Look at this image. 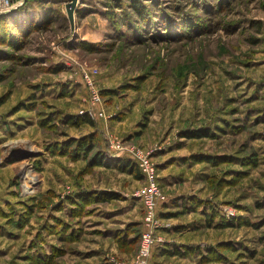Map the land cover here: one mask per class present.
<instances>
[{
  "label": "rangeland",
  "instance_id": "374dc122",
  "mask_svg": "<svg viewBox=\"0 0 264 264\" xmlns=\"http://www.w3.org/2000/svg\"><path fill=\"white\" fill-rule=\"evenodd\" d=\"M27 1L0 23V264H141L150 181L100 151L154 165L143 264H264V0Z\"/></svg>",
  "mask_w": 264,
  "mask_h": 264
},
{
  "label": "built area",
  "instance_id": "2783aa9c",
  "mask_svg": "<svg viewBox=\"0 0 264 264\" xmlns=\"http://www.w3.org/2000/svg\"><path fill=\"white\" fill-rule=\"evenodd\" d=\"M14 3H12L9 0H0V14L8 12L14 8ZM88 86L92 90V102L93 104H100L101 99L93 87V83L90 82V80L87 82ZM88 114V116H94L95 112H91L89 110L86 112H83L82 114ZM98 114L102 116V111ZM96 116V115H95ZM142 154V153H141ZM136 159H131L135 162H137L138 167H140L141 173H144V176L148 177L150 181V187L147 191L141 190L136 196L140 198V201L142 202L144 206V213H145V222L147 223L148 226V231H146L142 235V240H141V247L139 250V255H138V260L137 262L141 264L145 263V259L148 258L151 248L156 242V236H155V231L156 229L160 228L159 226V221L157 217V211L156 207L158 203H165L166 202V197L164 194L161 193L158 184H156V179H155V168L154 165L151 164L149 161H146L143 156H141L138 152L136 154ZM144 171H143V170ZM143 175V174H142ZM159 242V240L157 241Z\"/></svg>",
  "mask_w": 264,
  "mask_h": 264
},
{
  "label": "trees",
  "instance_id": "16d2710c",
  "mask_svg": "<svg viewBox=\"0 0 264 264\" xmlns=\"http://www.w3.org/2000/svg\"><path fill=\"white\" fill-rule=\"evenodd\" d=\"M15 1H17V0H15ZM32 2L33 0H28L26 3H28V2ZM117 1V0H116ZM116 1H115V3H116ZM129 1V3L130 4H132V6L137 10V12L139 13V14H141V15H143V11H144V7H142V2L140 1V0H128ZM119 2V4L118 5H120V1H118ZM117 2V3H118ZM116 3V4H117ZM108 5L106 6L107 8H113V4H111V3H107ZM146 9V8H145ZM107 15V14H106ZM1 16H6L7 18H10L12 15H1ZM0 16V23L2 22V21H5V18L6 17H1ZM123 20H126L125 18L123 19ZM13 25H15V27H13ZM18 26L19 25H16V23H12L11 25H9L8 26V32H9V28H10V30L12 29V28H15L17 31H21L22 32V30H23V28H25V25H23V24H20V27L18 28ZM2 30H4V29H2ZM12 31V30H11ZM4 36V35H3ZM104 92V91H103ZM80 119H81V121H79V122H82V123H84V124H90V125H93L94 124V121L90 118V117H88V116H83V117H80ZM206 134V135H205ZM193 136H197V137H195V138H198V137H205V136H207V133H204V132H197V134H193ZM189 138H191V136L189 137ZM80 146V148L78 147V150H79V152H82V154H84V157L86 156V155H89V153L91 152V150L94 148V145H93V136L91 135L90 137H87V139L84 141V142H81V144L79 145ZM106 153H103L102 151H100V152H98V156H99V158L100 157H103V156H106V158H107V160H110V158H111V163H113L115 166H117V168L118 169H120V170H124V171H128V172H130V173H134V175H135V178H137L138 180H141L142 179V176H141V172H140V170L138 169V166H137V164L133 161V160H131V159H129V158H118V160L116 159V161H113V158L112 157H110L111 156V154L109 155V154H107V155H105ZM78 155H79V153H78ZM98 160H101V159H98ZM104 159H102V161H103ZM95 161H96V159H95ZM94 161V162H95ZM102 161H99V162H97L96 161V163H101ZM102 164H104V163H102ZM105 166H109V165H105ZM111 198H113V199H116V198H118L117 197V195L115 194V193H110V194H108ZM85 197H86V195H84L83 196V199H85ZM163 204H165V203H163ZM232 224H234V223H232ZM226 227H228V225H225ZM189 249H192V247L191 248H189ZM166 254H168V255H170V256H174V255H183L182 253H181V251H179V250H174V251H170V250H167V253Z\"/></svg>",
  "mask_w": 264,
  "mask_h": 264
},
{
  "label": "water",
  "instance_id": "95a60500",
  "mask_svg": "<svg viewBox=\"0 0 264 264\" xmlns=\"http://www.w3.org/2000/svg\"><path fill=\"white\" fill-rule=\"evenodd\" d=\"M23 1H26V0H23ZM76 3H77V0H70V2H68L66 4V11H67L68 19L71 22V25L73 24V18H74L73 14H74V10L76 7ZM16 7H18V6L16 5L12 10L16 9ZM12 10H10L8 12H11ZM8 12H5V13H8ZM5 13L0 14V16L5 14Z\"/></svg>",
  "mask_w": 264,
  "mask_h": 264
},
{
  "label": "bare ground",
  "instance_id": "6f19581e",
  "mask_svg": "<svg viewBox=\"0 0 264 264\" xmlns=\"http://www.w3.org/2000/svg\"><path fill=\"white\" fill-rule=\"evenodd\" d=\"M25 178H27V175H24ZM34 186V185H33ZM29 188V187H28ZM33 188V187H32Z\"/></svg>",
  "mask_w": 264,
  "mask_h": 264
},
{
  "label": "crops",
  "instance_id": "0c3cea01",
  "mask_svg": "<svg viewBox=\"0 0 264 264\" xmlns=\"http://www.w3.org/2000/svg\"><path fill=\"white\" fill-rule=\"evenodd\" d=\"M11 1H12V3H14V0H11ZM15 3H16V2H15ZM15 3H14V4H15Z\"/></svg>",
  "mask_w": 264,
  "mask_h": 264
}]
</instances>
